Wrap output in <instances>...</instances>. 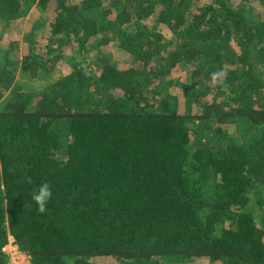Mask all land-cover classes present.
<instances>
[{
	"label": "trees",
	"instance_id": "trees-1",
	"mask_svg": "<svg viewBox=\"0 0 264 264\" xmlns=\"http://www.w3.org/2000/svg\"><path fill=\"white\" fill-rule=\"evenodd\" d=\"M33 4L0 59V264L10 236L30 264H264V0H0V37Z\"/></svg>",
	"mask_w": 264,
	"mask_h": 264
},
{
	"label": "rangeland",
	"instance_id": "rangeland-1",
	"mask_svg": "<svg viewBox=\"0 0 264 264\" xmlns=\"http://www.w3.org/2000/svg\"><path fill=\"white\" fill-rule=\"evenodd\" d=\"M253 7L254 9H257V8L259 9L260 3L255 2ZM155 18L156 17L153 16L152 18L146 20L144 23L147 24L150 28H152V25L155 23ZM44 19L45 20L47 19L46 12L42 11V9L36 4H33L29 12L24 17L19 18L18 20H15L12 23L10 31L7 33L6 39L3 35L0 37V55H1L0 59L2 58V54H1L2 50L6 49L8 46L10 47L11 43H13L16 39H19L21 42H23L22 37L24 34V30L28 24H32L37 21H42ZM115 47L112 45L109 47L107 46L105 47V50L107 51V53L110 52L109 54L112 55L114 59L115 58L118 59L119 53L115 49ZM93 60L94 59L90 57L89 63L93 64ZM58 67L59 68H57L56 71L52 73V75L50 76L51 78L49 80L42 79L37 82H34L32 87H30L29 83L31 82L29 80V82L27 83V86L23 89H25L26 91L28 90L29 91H40L44 86L48 85L49 83L57 79L59 76H62L63 74H65L70 69V64L68 62H65V63L60 62ZM174 78H177L178 81L181 82L179 84L187 85V84H190L191 74L189 70L177 69L174 71ZM16 80H18L21 84L27 82L26 79L23 77H20V75L16 78ZM176 90L181 91L182 89L180 87L178 88L177 86ZM3 251L7 253L8 255L9 264H30L29 256L20 252L17 249L15 243L13 244L8 243L3 248ZM99 263L107 264L106 261H100ZM195 264H204V261L197 262Z\"/></svg>",
	"mask_w": 264,
	"mask_h": 264
},
{
	"label": "clouds",
	"instance_id": "clouds-1",
	"mask_svg": "<svg viewBox=\"0 0 264 264\" xmlns=\"http://www.w3.org/2000/svg\"><path fill=\"white\" fill-rule=\"evenodd\" d=\"M217 75L218 74L213 75V80L217 78ZM52 197L53 192L49 183L39 185V187L31 193V199L35 202V205L41 214L48 210V205L51 202Z\"/></svg>",
	"mask_w": 264,
	"mask_h": 264
},
{
	"label": "built area",
	"instance_id": "built-area-1",
	"mask_svg": "<svg viewBox=\"0 0 264 264\" xmlns=\"http://www.w3.org/2000/svg\"><path fill=\"white\" fill-rule=\"evenodd\" d=\"M9 243L13 244L14 243V238L12 236L9 237Z\"/></svg>",
	"mask_w": 264,
	"mask_h": 264
}]
</instances>
